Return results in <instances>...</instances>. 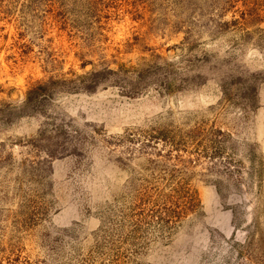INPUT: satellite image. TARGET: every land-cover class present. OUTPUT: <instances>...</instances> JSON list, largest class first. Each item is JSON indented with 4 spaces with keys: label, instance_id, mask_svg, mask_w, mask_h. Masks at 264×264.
I'll use <instances>...</instances> for the list:
<instances>
[{
    "label": "rangeland",
    "instance_id": "374dc122",
    "mask_svg": "<svg viewBox=\"0 0 264 264\" xmlns=\"http://www.w3.org/2000/svg\"><path fill=\"white\" fill-rule=\"evenodd\" d=\"M0 264H264V0H0Z\"/></svg>",
    "mask_w": 264,
    "mask_h": 264
}]
</instances>
